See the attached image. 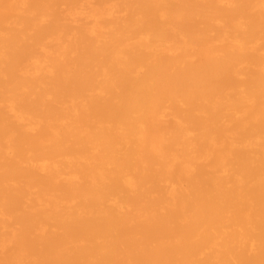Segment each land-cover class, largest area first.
Masks as SVG:
<instances>
[{
  "label": "bare ground",
  "instance_id": "6f19581e",
  "mask_svg": "<svg viewBox=\"0 0 264 264\" xmlns=\"http://www.w3.org/2000/svg\"><path fill=\"white\" fill-rule=\"evenodd\" d=\"M0 264H264V0H0Z\"/></svg>",
  "mask_w": 264,
  "mask_h": 264
}]
</instances>
